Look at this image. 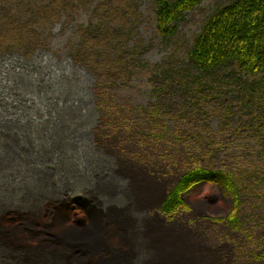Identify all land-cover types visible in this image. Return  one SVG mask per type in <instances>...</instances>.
<instances>
[{"label":"rangeland","instance_id":"rangeland-1","mask_svg":"<svg viewBox=\"0 0 264 264\" xmlns=\"http://www.w3.org/2000/svg\"><path fill=\"white\" fill-rule=\"evenodd\" d=\"M231 1L202 0L163 35L154 0H90L44 32L45 47L0 55L4 239L30 251L39 236L52 241L53 185L79 191L106 179L127 183L136 196L146 191L136 181L147 171L165 181V191L150 198L151 210L140 206L134 233L160 220L181 223L219 264H264V73L244 75L232 66L206 73L188 57L204 23ZM93 29L100 33L91 56L82 52V32ZM199 167L224 172L235 193L200 181L174 196ZM195 201L207 204L196 209ZM10 245H1L0 255L5 249L18 255Z\"/></svg>","mask_w":264,"mask_h":264},{"label":"trees","instance_id":"trees-1","mask_svg":"<svg viewBox=\"0 0 264 264\" xmlns=\"http://www.w3.org/2000/svg\"><path fill=\"white\" fill-rule=\"evenodd\" d=\"M89 1L0 0V55L33 54L37 48L45 47L44 34L50 33L61 17L70 16L77 5L86 7ZM201 2L154 0L159 32L165 35L171 23L183 18V11H190ZM97 33L100 31L95 29L82 32L87 41L82 52L86 55L96 54L97 45L93 47L92 39L96 40ZM188 57L193 67L206 73L231 66L244 75L264 73V0H232L217 9L202 26ZM95 61L105 63L106 59L97 57ZM104 67L102 63L96 66L99 70ZM262 94L264 99V88ZM200 181L219 184L223 192L235 193L233 181L224 172L199 167L181 179L174 196L180 198L181 192Z\"/></svg>","mask_w":264,"mask_h":264},{"label":"bare ground","instance_id":"bare-ground-1","mask_svg":"<svg viewBox=\"0 0 264 264\" xmlns=\"http://www.w3.org/2000/svg\"><path fill=\"white\" fill-rule=\"evenodd\" d=\"M141 176L142 179L136 183L139 188L146 191L140 190L136 194L133 204L127 209L117 212L109 211L105 216L99 218L100 221L98 217L93 219L91 214H87L81 208L70 207L69 209L68 206L63 212L64 216L58 218L57 214H60L61 206H52L48 214L53 217L56 215L58 218L55 234L51 236L53 238L50 239L51 242H48L47 237L40 238L39 236V245L36 251L41 254L53 253L57 257H63L67 264H201L200 259L203 257V264H219L217 263V254L214 253L210 256L207 248L204 256V250L200 243L192 240V236H196L195 231L181 223L167 224L160 220L156 223L155 228L147 230V233L133 232V228L136 229V224L132 217H135V213L139 212L140 206L149 207L151 210L156 204H147L151 200L150 198H157L165 191V181L159 182L147 171H144ZM145 182L147 184H144ZM206 204L201 201L194 202L196 209H201ZM66 209L70 212L67 213ZM70 214L74 216L73 222L69 220ZM0 228L2 229L0 232L1 242L5 241L14 247L18 246V249L21 250L33 249L25 246L28 245L26 243L19 246L13 242V237L4 239L3 236L8 229L7 227ZM27 237L32 238L33 233L28 231ZM137 238L141 239V242L137 243ZM142 250L145 251L142 252ZM145 253L150 258L143 262L141 259Z\"/></svg>","mask_w":264,"mask_h":264},{"label":"flooded vegetation","instance_id":"flooded-vegetation-1","mask_svg":"<svg viewBox=\"0 0 264 264\" xmlns=\"http://www.w3.org/2000/svg\"><path fill=\"white\" fill-rule=\"evenodd\" d=\"M114 168V166L109 167ZM106 171V170H105ZM114 181H107L106 179L102 180H93L88 187L82 188V190H74L76 187H69L67 184L53 185L56 192V201L53 203V206H57L62 208L69 207H78L87 212V214H91V216H96L101 218L105 216L109 211H122L127 209L131 205V201L135 199L131 193V189L128 188V184L117 185ZM126 186V187H125ZM82 193V196L79 198H74V194ZM72 194V196H70ZM53 195V192H52ZM132 195V196H131ZM70 203H73L70 205ZM50 211V209H49ZM68 213L70 210H67ZM63 213V212H62ZM62 213H58L57 217H63ZM55 214H57L55 212ZM6 242L0 241V246L5 245ZM10 250L19 251L18 255L13 253H7V251H1L0 260H8L9 264L19 263L20 260H23L25 264H67V261L63 257H57L53 253H44L41 254L39 251L33 250L30 251L29 248L27 250L18 249L19 247H15L10 245ZM8 248V247H6ZM11 260H14L11 261Z\"/></svg>","mask_w":264,"mask_h":264}]
</instances>
